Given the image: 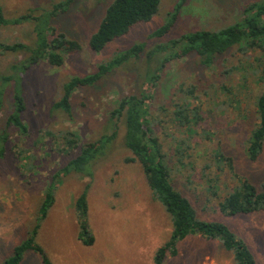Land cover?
<instances>
[{
    "label": "rangeland",
    "instance_id": "rangeland-1",
    "mask_svg": "<svg viewBox=\"0 0 264 264\" xmlns=\"http://www.w3.org/2000/svg\"><path fill=\"white\" fill-rule=\"evenodd\" d=\"M60 1L0 0V4L12 18L31 8L51 9ZM250 1L257 0H183L171 31L152 38L151 33L181 2L161 0L150 21L137 24L100 52L90 47L89 39L112 0H75L69 11L53 20L60 31L79 40L82 48L66 55L61 66L43 61L22 75L23 118L29 133L20 135L13 130L7 155L0 158V264L29 235L54 264H197L207 257L235 264L219 239L197 233L180 239L176 252L167 250L161 263L155 260L158 248L170 239L172 220L154 198L141 164L127 160L133 154L124 144L123 121L111 118L119 98L146 85L153 93L150 119L162 142L173 184L190 199L198 218L227 224L248 244L257 264H264V211L229 215L218 206L237 184L234 172L258 186L264 182V149L256 162L246 155V141L257 122L254 101L262 86L258 75L264 66L257 59L264 56L261 50L243 53L235 47L212 68L200 66L195 56L168 63L156 86L142 79L148 69L157 66L156 59L149 63L146 52L93 86L78 88L70 114L54 107L70 77L95 71L119 49L145 41L150 50L156 43L188 31L222 28L239 20ZM33 29L32 23L0 27V43L31 44ZM22 59L23 52H4L0 47V73L12 74V65ZM237 84L245 91L236 99L222 89ZM190 87H194L192 95ZM10 99L8 91L0 130L10 111ZM186 100L200 108L202 118L196 124L183 125L175 118L176 104ZM116 129L117 137L95 160L90 176L65 168L80 152L79 147L68 151L70 139L80 146ZM217 151L227 160H220ZM83 192L87 194V211L81 217L76 202ZM48 193L52 204L43 206ZM42 207L48 208L46 213ZM81 223L89 227L93 237L89 245L79 238ZM21 264L42 262L40 255L30 250Z\"/></svg>",
    "mask_w": 264,
    "mask_h": 264
},
{
    "label": "trees",
    "instance_id": "trees-1",
    "mask_svg": "<svg viewBox=\"0 0 264 264\" xmlns=\"http://www.w3.org/2000/svg\"><path fill=\"white\" fill-rule=\"evenodd\" d=\"M182 1L170 12L168 20L151 33L152 38H160L171 31ZM74 3L75 0H62L55 3L51 9L38 11L31 8L25 13L13 16L14 18H8L4 7L0 4V27L32 23L35 34L31 44L20 41L0 43L4 52H23V59L12 65V74L0 73V117L6 106L8 91H11L10 111L4 127L0 130V158L7 155L10 135L13 130L20 135L29 133V126L23 118L26 102L22 89V75L32 66L43 61L61 66L65 62L66 55L76 53L82 48L79 40L60 31L53 22L60 14L69 11ZM160 4L161 0H112L97 29L89 39L90 47L96 52L104 50L110 42L127 35L137 24L150 21L159 11ZM235 47L243 53L259 49L264 54V0L248 2L242 12V17L222 28L188 31L178 37L158 42L150 50H147L149 47L145 41L119 49L109 60L100 63L95 71L70 77L64 84L62 96L54 107L70 114L72 98L78 88L93 86L116 68L131 60L141 59L146 52L149 63L151 64L156 59L157 66L153 70L148 69L149 71L142 79L145 83L156 86L160 80L161 72L168 63L195 56L198 57L200 66L212 68L219 57ZM257 59L264 66V56L261 55ZM258 76L262 81V86L254 101L257 122L246 141V155L253 162L260 159L264 149V67ZM248 78H245L244 83L248 81ZM243 88L245 87L240 84L222 87L227 96L235 97V99L236 96L243 94L245 91L242 90ZM193 92L194 87H190L188 93L192 95ZM152 97L153 93L147 85L136 93L122 96L111 111V118L123 121L124 144L133 154L127 160L141 164L154 198L163 204L172 220L170 239L164 245L165 247L158 248L156 262H162L167 250L176 252L180 239L197 233L219 239L224 248L232 253L235 264H257L254 253L243 239L239 238L224 222L198 218L190 199L173 184L171 169L165 161L162 142L155 133L153 122L150 119ZM176 108L175 118L183 125L196 124L202 118L199 106L193 107L188 100L177 103ZM117 135L116 129L112 134L102 135L96 141L80 146L78 141L70 139L68 151L79 147L80 152L67 163L65 168L83 171L90 176L95 160L104 153ZM216 156L220 160H227L221 152L217 151ZM229 167L234 169L232 161H229ZM233 176L237 179V184L219 201V209L229 215L264 211V182L258 186L246 176L236 172L233 173ZM44 204L48 206L52 204L50 193L46 196L43 206ZM76 207L79 215L84 217L87 211L86 192L79 196ZM42 209L46 213L48 208L42 207ZM89 232V227L85 228L84 223H81L79 238L87 245L93 242V237ZM85 235L89 236L86 240L84 239ZM30 250L40 255L42 264H54L47 251L35 241L33 235H29L14 246L11 254L5 258L2 264H21L25 253Z\"/></svg>",
    "mask_w": 264,
    "mask_h": 264
},
{
    "label": "built area",
    "instance_id": "built-area-1",
    "mask_svg": "<svg viewBox=\"0 0 264 264\" xmlns=\"http://www.w3.org/2000/svg\"><path fill=\"white\" fill-rule=\"evenodd\" d=\"M197 264H223V263H219L216 260L207 257L205 260H203L201 263H197Z\"/></svg>",
    "mask_w": 264,
    "mask_h": 264
}]
</instances>
